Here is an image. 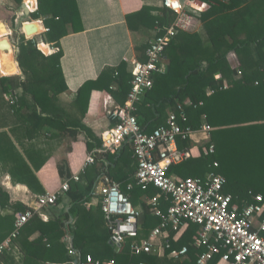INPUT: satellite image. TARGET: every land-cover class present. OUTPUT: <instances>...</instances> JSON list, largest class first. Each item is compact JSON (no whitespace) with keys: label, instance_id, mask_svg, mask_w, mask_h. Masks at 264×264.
I'll return each instance as SVG.
<instances>
[{"label":"trees","instance_id":"obj_1","mask_svg":"<svg viewBox=\"0 0 264 264\" xmlns=\"http://www.w3.org/2000/svg\"><path fill=\"white\" fill-rule=\"evenodd\" d=\"M14 1L22 5L24 0ZM204 1L211 3L210 9L201 15L207 37L183 31L175 33L164 54L165 67L155 75L154 87L138 105L136 114L139 124L148 133H151L150 126L158 128L166 125L172 112L179 115L181 107L186 115L185 120H179L183 127L199 131L207 124L214 128L209 139L199 146L203 148L214 145L216 152L188 159L172 167L170 174L176 173L181 178H206L213 171V163L217 161L220 163L217 172L226 177L224 193L239 200L250 201L256 194L264 195V0ZM38 6L31 17L34 21L44 17L49 31L42 35V39L47 46L49 42L59 43L68 33L69 26L79 31L81 21L76 0H38ZM2 9L6 13L12 11L6 6ZM152 11V7L145 6L140 12L128 16L130 27L133 28V19H138L143 25L158 28H168L175 21L176 14L165 6L159 16H152ZM11 20L15 25V17ZM38 26L39 29L32 35L40 32L42 27ZM162 33L159 30L156 36ZM15 34L13 36L17 40L18 62L24 76H0L2 93L14 96L15 90L21 88L24 97H29L33 105L29 117L54 124L57 120L49 118L48 114L52 112L58 95L67 90L61 68L63 51L58 44L59 50L56 53L46 55L37 48L35 40L26 39L18 31ZM42 48L49 51L46 46L42 45ZM11 54L0 53L7 58ZM6 63V66L1 64L2 69L11 67L15 62L12 58ZM117 71V76L104 73L98 80L89 81L81 88L77 102L80 103L83 95L86 96L84 112L87 111L93 90L110 91L113 84L117 85V92L113 93L116 96L119 93L121 104L125 103L131 88L129 82L132 74L125 64L119 66ZM225 82L229 84L227 89L224 88ZM193 145L192 140H187L181 146L191 148ZM102 158L109 162L107 166L103 162V167L107 168L110 178L120 184L122 191L129 195L133 205L141 211V235H147L156 221L143 197H154L159 194V190L153 186L143 189L137 185L128 189L129 183L135 184L137 169L131 144H126L115 154L108 153L98 159ZM58 170L64 180L72 177L66 164H60ZM16 172L22 183H27L38 192L43 191L26 163L23 167L19 166ZM86 174L81 175L79 182L72 181L70 190L66 193L71 204L69 213L48 222L36 215L13 240L12 248L18 247L23 256V264H46L47 261L53 264L72 263L69 256L71 247L64 242L67 237L66 221L71 218L76 219L73 247L81 255L83 262L87 256H91L101 264H107L110 260H114L116 264L141 261L159 264L154 253L140 257L134 255L131 250L134 242L132 238H127L121 249L112 245L111 233L101 206L96 210L84 207L92 197L96 184V178L83 184L82 178ZM61 198L57 204L61 202ZM161 204L165 205L164 210L168 206L163 198ZM0 207L2 210L13 209L11 214L0 213L1 245L14 231L18 215L30 207L21 202L12 203L9 194L2 188ZM70 225L69 231L73 227ZM193 228L198 229V226ZM36 233L39 236L30 240L31 235ZM190 241L189 236L185 237L177 246L173 244V248L180 249ZM189 247L192 259L189 264H197L192 245ZM11 252L0 257V264L9 259ZM217 261L218 258L209 264H216Z\"/></svg>","mask_w":264,"mask_h":264},{"label":"crops","instance_id":"obj_2","mask_svg":"<svg viewBox=\"0 0 264 264\" xmlns=\"http://www.w3.org/2000/svg\"><path fill=\"white\" fill-rule=\"evenodd\" d=\"M25 1H23V4ZM34 1H37V11L39 8L38 0ZM180 1L186 4L188 0ZM199 1L208 4L207 10L210 9L211 3L204 0ZM76 2L81 21L78 26L79 31L75 30L73 26H69L68 33L60 39L59 43L49 42V46H47L41 36L46 33L44 31L46 28L44 17L34 21L31 14L36 11L26 14L22 8L23 4L19 5L14 0H0V8L4 6L10 8L15 14L13 16L15 17L14 21L16 24L22 25L24 32H26L25 26L27 24L33 23L35 30L39 29L38 25L42 27L40 34L31 36H33L32 40L36 41L37 48L44 54L51 55L56 53L60 45V49L63 51L61 68L67 86V90L58 95L57 100L52 106V112L48 114L49 118L57 120L54 124L49 122L43 123L29 117L32 113L31 107L33 105L29 97H24L21 88L15 90L14 96H11L3 94L2 87L0 86V188L9 194L12 203L21 202L28 207H34L39 196L54 192L65 181L59 174L58 167L60 164H66L73 176L80 170L85 159L92 151L102 148L103 140L114 124L109 117V112L122 106L121 96L119 93H117V96L113 93L117 92L116 84L112 85L110 91L93 90L90 94L87 111L84 112L86 96L83 95L80 102L82 104L77 102L81 88L89 81L98 80L104 73L117 76V70L122 64H125L126 69L131 72L132 64L135 60H146V50L150 42L155 39L157 31L160 30L164 33L166 29L158 28V26L143 25L138 19L132 20V28L128 22V16L140 12L145 6L153 8L152 16H159L164 6L163 0H76ZM204 12H190L191 25L188 30H183V32L199 33L202 37H207V31L201 20V15ZM144 16L147 17L146 15ZM146 21L149 22L147 19ZM1 23L3 22L0 21ZM6 28H4L5 34L9 30H12L8 25H6ZM14 30L17 31V29ZM1 32H4V30L2 29ZM34 36H36V39ZM40 42L41 47L42 45L43 47L46 46L49 50L48 52L46 50L45 52L40 47ZM13 43L16 44V41L13 40ZM2 58L0 62L1 77L21 76L23 78L24 75L19 65L18 57L15 61L18 72H8V74L2 73V65L6 66V61L12 60L13 56L11 54L9 58L4 56ZM10 68H5V70ZM155 129V127H149L150 132ZM192 141L194 145L191 148L196 149L199 146L197 142H205V135H194ZM181 148L186 147L181 146ZM195 153L197 154V150H195ZM103 162H105V166L109 164L104 158L98 159L97 163L87 170V174L85 173L87 176L82 178L83 184H87L93 178H96L92 197L84 205L87 210H96L101 206V198L97 194L98 186L101 183L99 180L101 176L108 175V170L103 167ZM25 163L34 172L43 188L42 192H38L33 188L31 189L27 183H22L18 179L16 169L19 166H25ZM172 175L180 177L176 173ZM131 184L134 187L136 182L135 184L129 183L128 186ZM151 198L143 197L147 203ZM164 206L161 205V208L165 212L167 208L164 210ZM70 211V199L65 194L59 204L43 209L41 211L42 217L40 218L44 222H48ZM12 212L13 209L2 210L0 207L1 214H11ZM152 217L158 222H155V225L149 229V232L160 224L159 218L153 214ZM75 220L71 218L69 221H66L68 240L66 237L64 242L71 247L69 256L73 261L67 264H75L76 260L81 259V255L73 247ZM69 225L73 226L70 231ZM193 227L189 226L178 237L175 234H171L172 246L173 244L177 246L182 239L188 236L192 240L188 245H193V241L200 231L199 227L198 229ZM38 236L39 233L33 234L30 240ZM188 245L185 244L183 246ZM192 249L197 257L198 250L193 246ZM170 251L164 248L154 253L159 264L191 263L190 253L187 257L176 259L169 257ZM2 264H23V256L18 247L13 249L9 259ZM46 264L53 263L47 261ZM216 264L227 263L221 262L218 259Z\"/></svg>","mask_w":264,"mask_h":264},{"label":"built area","instance_id":"obj_3","mask_svg":"<svg viewBox=\"0 0 264 264\" xmlns=\"http://www.w3.org/2000/svg\"><path fill=\"white\" fill-rule=\"evenodd\" d=\"M25 4L29 12L36 11L37 1L33 8L26 1ZM163 5L176 14L175 21L150 42L145 61L133 62L131 90L125 104L109 112L114 124L106 134L102 148L92 151L80 170L65 180L57 190L39 196L34 207L18 215L14 231L0 245V257L12 251L13 240L20 235L26 224L36 215L42 217L43 209L56 205L61 196L70 190L71 182H79L81 175L87 173L98 158L108 153L115 154L129 143L137 161L136 185L143 189L153 186L159 190L158 195L149 199L148 205L151 213L160 219V224L142 236L141 211L133 205L119 183L108 175L101 176L97 194L101 198V208L115 248L121 249L126 239L132 238L134 242L131 250L136 256L156 253L166 248L171 250L169 257L180 259L189 255L190 247L174 249L171 234L178 237L189 226H198L200 231L192 245L198 250L197 264H209L216 258L227 264H264V195L256 194L250 201H246L224 193L226 177L217 172L220 168L217 161L213 163V171L206 178H180L170 174L172 167L188 159L216 152L214 145L203 148L198 146L196 149L180 146L197 134L205 135V141L208 140L214 128L207 124L199 131L183 127L179 122L186 119L182 107L179 115L172 112L166 125L151 133L146 132L139 124L136 114L138 105L154 87L155 75L163 71L164 54L170 40L176 32L189 29L192 12L201 13L208 9V4L199 0H188L186 4L180 0H163ZM44 31L48 32L49 29L45 28ZM9 32L12 41H17L12 31ZM13 44L18 53L17 42ZM224 88H229L227 82ZM203 142L197 143L200 145ZM132 188V184L128 186L129 190ZM162 198L168 203L165 212L161 208ZM81 264L101 263L87 256L84 262L81 260ZM107 264L116 262L110 260Z\"/></svg>","mask_w":264,"mask_h":264},{"label":"rangeland","instance_id":"obj_4","mask_svg":"<svg viewBox=\"0 0 264 264\" xmlns=\"http://www.w3.org/2000/svg\"><path fill=\"white\" fill-rule=\"evenodd\" d=\"M35 2V1H34ZM35 4V3H34ZM0 19H4V20H0L1 22H3L4 24H6V25H8L9 27H10V29H12V32L14 33V36L16 35L15 34V30H13V28H15V29H17V31H18V33H20V34H24V30L22 29V25L21 24H16V22H15V25L13 24V20H11L12 18H13V16H14V12L13 11H11V12H4V10L2 9V7L0 8ZM27 20V19H26ZM28 21H30V19H28ZM18 26V27H17ZM5 29H7V28H5ZM5 29H4V32H3V34H0V36H5L6 34H5ZM25 30H26V32H27V34L30 36V37H32L31 35L32 34H34V32L36 31L35 30V28H34V24H27L26 26H25ZM37 34V33H36ZM37 36V35H36ZM36 36H35V39H36ZM42 36V35H41ZM38 40V39H37ZM40 47H41V42H40ZM42 48V47H41ZM44 51H45V49L44 48H42ZM46 52V51H45ZM16 67H17V65H16V63H13L12 65H11V68L10 69H6L5 70V68H3L2 69V71L4 72V74H6L7 72H9V71H13V72H18V68L16 69ZM16 69V70H15ZM16 72V73H17ZM15 73V74H16ZM11 74V73H10ZM9 74V75H10Z\"/></svg>","mask_w":264,"mask_h":264},{"label":"water","instance_id":"obj_5","mask_svg":"<svg viewBox=\"0 0 264 264\" xmlns=\"http://www.w3.org/2000/svg\"><path fill=\"white\" fill-rule=\"evenodd\" d=\"M35 6V5H34ZM22 8H23V10L25 11V13L26 14H30V12L28 11V9L26 8V4L24 3L23 5H22ZM34 23H36V22H34ZM39 23V22H38ZM31 24H33V23H31ZM9 31L6 33V35L5 36H2L1 38H0V45L1 44H4V43H6V41H8V43L10 44V46L12 47V56H13V60H14V62L16 61V59H17V51H16V48H15V46H14V44H13V41H12V38L10 37V35H9ZM41 32H39V33H37V34H40ZM25 34H26V36L28 37V35H27V33L25 32ZM1 53V52H0ZM0 62H1V58H0ZM3 74H4V72H2ZM75 264H81V259H78V260H76L75 261Z\"/></svg>","mask_w":264,"mask_h":264},{"label":"bare ground","instance_id":"obj_6","mask_svg":"<svg viewBox=\"0 0 264 264\" xmlns=\"http://www.w3.org/2000/svg\"><path fill=\"white\" fill-rule=\"evenodd\" d=\"M26 3L29 5L30 8H33L34 7V0H26ZM4 28H6V24L4 23H1L0 24V31ZM0 34H3V32H1ZM44 43V42H43ZM0 52L3 53V54H11L12 53V47L10 46V44L8 43V41H6V43L4 44H1L0 45ZM0 58H2V55H0Z\"/></svg>","mask_w":264,"mask_h":264},{"label":"clouds","instance_id":"obj_7","mask_svg":"<svg viewBox=\"0 0 264 264\" xmlns=\"http://www.w3.org/2000/svg\"><path fill=\"white\" fill-rule=\"evenodd\" d=\"M24 12H25V11H24ZM9 31H12V30H9ZM12 33H13V32H12ZM13 35H14V33H13ZM23 35H24L27 39L29 38L28 40H32V39H33V36H32V38H30L29 36L27 37L26 34H25V32H24ZM34 37H35V36H34ZM11 38H12V37H11Z\"/></svg>","mask_w":264,"mask_h":264}]
</instances>
